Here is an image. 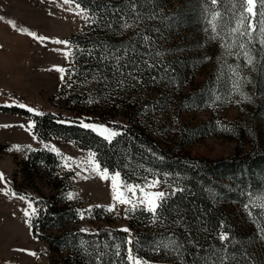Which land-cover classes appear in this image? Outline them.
<instances>
[{"label":"rangeland","instance_id":"1","mask_svg":"<svg viewBox=\"0 0 264 264\" xmlns=\"http://www.w3.org/2000/svg\"><path fill=\"white\" fill-rule=\"evenodd\" d=\"M209 4L208 0L200 4L199 30H181L164 41L149 34L144 39L150 42L144 47L133 43L143 50V60H156L159 75L138 81L139 87L131 96L136 101L130 106H151L146 120L159 141L175 144L177 150L195 156L218 159L235 150H247L253 137L264 148V70L260 90L255 87L258 56L264 55V0H234V21L228 18L224 23ZM177 5L179 1L160 4L169 16ZM88 18L87 10L73 0H0V105H16L32 113L51 110L59 115L73 114L66 109V104H71L57 95L73 58L70 39L82 31ZM124 29L127 33L128 28ZM192 89L207 96L201 109L183 97ZM158 94H163L159 103L148 100ZM107 104L112 107L102 99V108L108 113L105 117L88 114L92 111L88 102L72 105L89 117L80 120L82 126L111 139L120 132L112 123L125 125L128 121L123 114L110 116L117 107L107 112ZM117 106L121 113L126 111L122 105ZM204 122L210 124L212 134L189 141L187 128ZM31 149L54 152L72 171L66 203L71 217L57 228L45 229L58 235L83 227L84 234L72 241L68 252L31 234L30 222L37 216L39 204L36 199L15 193L5 181L12 180L18 191L26 189L36 198L50 193V182L40 179L46 176L45 171L36 178L37 191L17 172L18 164ZM148 173L138 181H128L120 171L102 167L93 150L59 136L44 140L35 132L31 116L0 110V264H89L87 257L97 248H110L105 255L108 261L115 251L117 263L125 259L128 264H172L159 261L162 250H171L163 242L159 244L161 249L155 243L147 258L138 257L131 244L134 236L128 227L133 211L140 208L153 212L175 188L166 174ZM244 199L241 204L223 202L230 214V240L250 261L264 264V237L252 214L253 208L264 201V188L245 193ZM139 221L137 227L153 220ZM39 226L38 222L37 232L41 231ZM99 228L127 229L124 247L119 242L97 239ZM151 255H158L153 256L157 259Z\"/></svg>","mask_w":264,"mask_h":264},{"label":"trees","instance_id":"2","mask_svg":"<svg viewBox=\"0 0 264 264\" xmlns=\"http://www.w3.org/2000/svg\"><path fill=\"white\" fill-rule=\"evenodd\" d=\"M73 1L87 10L89 18L82 31L70 39L73 58L64 77L65 84L57 97L71 104H66V109L74 113L59 115L51 110L32 113L16 105H0V110L31 116L35 132L44 140L59 136L74 141L81 148L93 150L102 167L109 171H120L128 181L140 180L150 174L148 170L168 176L174 190L161 200L153 212L139 208L131 215L128 229L132 230L134 239L131 244L138 257L147 258L155 243L160 248L159 244L163 242L171 250H162L164 255L159 259L160 262L256 264L245 257L239 245L232 244L229 209L223 202L241 204L245 200V193L264 188V148L253 137L247 150H235L224 158L208 159L182 152L177 150L175 144L172 146L154 137L146 120L149 116L147 112L152 110L151 106L146 103L130 106V103L136 101L131 96H134L139 87L138 81L145 82L150 77L157 78L159 75L156 60H143L140 56L143 50L133 43L137 42L144 47L146 42H150L144 39L149 34L164 41L167 36L181 30H199L200 4L206 0ZM173 1H179V5L172 9L173 13L169 16L166 10L161 9L160 4L171 5ZM213 1L214 6L209 4L210 0L208 4L218 12L222 23L228 18L230 22L234 21V0ZM146 23L153 29L146 27ZM125 26L128 28L127 33H124ZM144 51L148 52L145 48ZM178 65L181 66L180 63ZM256 70L255 87L259 91L262 86L260 74L264 70V55L258 56ZM162 97L163 94H158L148 97V100L159 103ZM183 97L201 109L207 96L200 90L192 89ZM96 98H99L97 103L94 102ZM102 99L111 103L112 107L106 105L107 112H110L108 109L117 107L112 111L114 113L110 112V116L123 114L128 121L125 125L112 123L120 132L111 139L82 126L80 120L87 121L89 117L82 111H75L77 109L72 105L88 102L92 108L88 114L97 117L103 114L105 117L108 113L102 108ZM117 105H122L126 111L121 113ZM103 119L106 125H110L108 119ZM186 131L189 141L212 134L210 124L205 122L191 125ZM18 168L17 172L36 191V178L41 176L40 173L46 172V176L40 178L42 183L50 182V193L36 198L34 193L29 194L26 189L18 191L13 181L5 178L11 190L36 199L39 204L37 216L30 222L31 234L49 242L53 248L62 247L68 252L72 241L79 234H84L83 227L77 228L80 229L77 231H63L58 235H51L45 229L57 228L64 223V219L71 217L66 203L69 202L67 193L72 185V171L62 165L54 152L46 149L29 150L27 158L18 164ZM252 214L264 237V201L253 208ZM145 218L153 221L143 227L135 225ZM38 222L40 232L36 231ZM126 236L127 229L113 230L111 236L95 233L97 239H104L110 244L119 242L123 247ZM107 250L110 248L92 251L87 257L88 263L128 264L125 259H122V263H117L113 250V259L108 261L109 258L105 257ZM158 255H151V258L157 259L153 256Z\"/></svg>","mask_w":264,"mask_h":264},{"label":"built area","instance_id":"3","mask_svg":"<svg viewBox=\"0 0 264 264\" xmlns=\"http://www.w3.org/2000/svg\"><path fill=\"white\" fill-rule=\"evenodd\" d=\"M109 213H110V216H113L111 210L109 211ZM112 231H113L112 229L99 228L98 231H97V235L105 234L107 236H111L112 235Z\"/></svg>","mask_w":264,"mask_h":264}]
</instances>
